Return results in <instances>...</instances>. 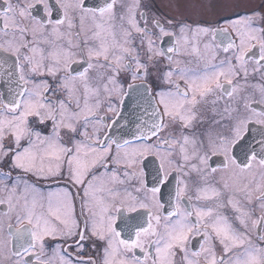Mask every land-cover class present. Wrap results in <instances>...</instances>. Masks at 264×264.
I'll return each instance as SVG.
<instances>
[{"label":"snow or ice","instance_id":"obj_1","mask_svg":"<svg viewBox=\"0 0 264 264\" xmlns=\"http://www.w3.org/2000/svg\"><path fill=\"white\" fill-rule=\"evenodd\" d=\"M189 7L0 0V264H264V0Z\"/></svg>","mask_w":264,"mask_h":264},{"label":"flooded vegetation","instance_id":"obj_2","mask_svg":"<svg viewBox=\"0 0 264 264\" xmlns=\"http://www.w3.org/2000/svg\"><path fill=\"white\" fill-rule=\"evenodd\" d=\"M253 1V0H252ZM251 1V2H252ZM213 3L216 0H212ZM231 3H241L244 5L249 0H230ZM254 2V1H253ZM206 5L208 0H155L156 8L164 15L171 16H187L189 18H196L198 15L207 18L209 13L206 8H191L190 4ZM223 9H217L218 14L223 13Z\"/></svg>","mask_w":264,"mask_h":264},{"label":"rangeland","instance_id":"obj_3","mask_svg":"<svg viewBox=\"0 0 264 264\" xmlns=\"http://www.w3.org/2000/svg\"><path fill=\"white\" fill-rule=\"evenodd\" d=\"M251 1H252V0H251ZM253 1L255 2V0H253ZM253 1H252V2H253ZM229 2H230V0H229Z\"/></svg>","mask_w":264,"mask_h":264}]
</instances>
